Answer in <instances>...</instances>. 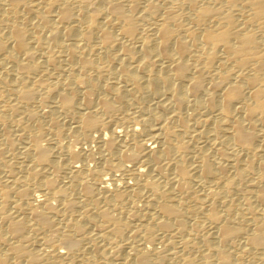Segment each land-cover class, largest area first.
Masks as SVG:
<instances>
[{
    "label": "bare ground",
    "instance_id": "1",
    "mask_svg": "<svg viewBox=\"0 0 264 264\" xmlns=\"http://www.w3.org/2000/svg\"><path fill=\"white\" fill-rule=\"evenodd\" d=\"M197 259L264 264V0H0V264Z\"/></svg>",
    "mask_w": 264,
    "mask_h": 264
},
{
    "label": "rangeland",
    "instance_id": "2",
    "mask_svg": "<svg viewBox=\"0 0 264 264\" xmlns=\"http://www.w3.org/2000/svg\"><path fill=\"white\" fill-rule=\"evenodd\" d=\"M64 138H66V139L64 140ZM64 138L62 139V142H64L65 144H70V142L73 141V140H72L70 137H68V136H66V137H64ZM50 139H51V140H50ZM69 139H70L71 141H70ZM54 140H55V141H54ZM46 141H47V142H46ZM46 141L44 140V142H45L46 144H48L49 146L52 144L51 147H52V146H53V147L55 146L54 148H57V147H58V145H57V141H56V139H55L54 137L50 136V138L47 139ZM67 142H68V143H67ZM73 143H74V145L76 144L74 141L72 142V144H73ZM55 144H56V145H55ZM92 144H94L93 147L95 148V151H97L98 149L96 148V147H97L96 143L93 142ZM78 145H79V144H78ZM78 145L76 144L77 147H78ZM96 153H97V152H96ZM97 156H98V154H97ZM93 163L95 164V161H94V162L92 161V164H93ZM117 172H118L117 175L121 177L122 174H120V171H117ZM199 220H200L202 223L205 222V221L203 220V218H201V217H199ZM125 242H128V241L126 240ZM126 246H127V249L130 248V247H129V243H126ZM195 264H201V261H200L199 259H197L196 262H195Z\"/></svg>",
    "mask_w": 264,
    "mask_h": 264
}]
</instances>
